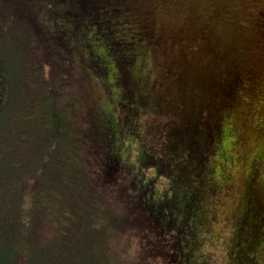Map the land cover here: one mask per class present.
Here are the masks:
<instances>
[{
    "label": "trees",
    "instance_id": "obj_1",
    "mask_svg": "<svg viewBox=\"0 0 264 264\" xmlns=\"http://www.w3.org/2000/svg\"><path fill=\"white\" fill-rule=\"evenodd\" d=\"M3 2L0 264H139L130 251V233L149 243V261L144 264L150 260L192 264L205 244L197 230L201 219L197 222V197L209 190L221 193L228 176L220 166L234 163L224 156L210 159L216 157L215 151H225L232 133L221 108L227 107L244 78L227 76V72L209 84L213 87L212 99L207 98L211 106L201 104L178 125H169L162 136L161 156L140 148L134 161L138 169H154L155 176L170 183L171 193L156 198L157 179L133 173L128 160L131 146L141 135L145 110L162 104L141 85L138 73L141 64H147L148 51L144 44L158 42L157 26L172 15L181 24L179 28L174 25L177 31L189 30L188 34L202 37L217 34L218 44L227 42L226 49L246 54L253 41L264 39V0H32L31 29L25 35L16 34L13 41L10 35L17 31L8 33L15 26L7 28L6 21L16 24L20 11L11 15ZM124 12L134 19H123ZM138 16L156 22L157 28L145 37L155 36L154 43L143 44L134 33ZM41 29L50 34L46 39L52 38L51 51L71 56L70 71L72 56L78 54L97 77H107L109 86L118 88L114 112L98 134L89 130L87 119L78 116L72 97L49 107L48 96L22 98L19 93L22 71L17 62L37 47V42H30L36 33L41 36ZM255 103L250 109L260 111L256 124L264 134V108ZM20 106L23 111L18 110ZM257 177L249 179V190L244 193L247 207L240 227L232 231L227 264H264V182L255 184Z\"/></svg>",
    "mask_w": 264,
    "mask_h": 264
},
{
    "label": "rangeland",
    "instance_id": "obj_2",
    "mask_svg": "<svg viewBox=\"0 0 264 264\" xmlns=\"http://www.w3.org/2000/svg\"><path fill=\"white\" fill-rule=\"evenodd\" d=\"M4 1L3 8L11 11V15L15 16V13L20 11L16 15V24L15 21H6L7 28L9 24L15 26L14 29L8 28V33L17 31L10 35V40L13 41L12 39L17 35H25L26 31L31 29L30 21L32 23L33 21L28 11L31 8L32 0ZM59 7L64 9V5H59ZM139 11L141 12V10ZM123 14L126 17L123 18L125 20L134 19L127 12ZM0 17L3 21L1 24H3L6 15L3 18ZM165 17L162 25L157 26L158 28L155 27L156 22L153 19L143 16H138L139 23L132 26V28L138 29L134 33L142 43H154L155 36L150 35L146 39L145 37L149 35L150 30L154 27L157 28L158 42L153 46L143 43L148 47L145 49L148 50L145 56L147 64H141L138 75L142 79L141 85H146L148 94H151L153 99L158 98L162 104L158 108L150 107L145 110L139 129L141 135L138 142L131 146L133 153L129 155L128 160L133 165V173H138L144 178L157 179L156 198L163 194H170V183L166 184L163 177L155 176L154 169L143 171L134 164L138 151L142 147L143 152L146 150L153 156L154 153L161 156L164 130L171 124L178 125V122L183 121L185 116L198 110L201 104L204 108L211 106H209L207 98L209 96L212 99L210 91L213 90V87L209 84L227 72L230 73L227 75L230 77L233 74H238L240 77L242 75L244 80L241 82V86L231 94V99L229 98V101L226 102L227 107L221 108L222 115L224 114L227 119L225 124L230 126L232 133L226 141L228 143L225 151L217 153L215 151L216 157L211 155L210 158L221 160V157L224 156L227 160H234L233 166H231V162L229 166H220V171L228 176L227 184L222 186L219 194L209 190L197 197V222L198 219H202L197 225V230L205 244L197 252L192 264H227V248L230 244L232 231L234 228L240 227V218L247 207L244 193L249 190V179L258 176L255 184L264 182V134L256 124L257 114L261 113L250 109L254 104L257 105L255 101L262 104L261 107L264 108V39L253 41L246 54L241 51L231 52L226 49L227 42L225 45L216 42L214 36L217 34L209 33L208 38L206 36L203 38L202 34L199 36L188 34L189 30L187 32H184L185 30L177 31L174 25L179 28L181 24L175 22L176 18L170 16L173 20L172 23ZM65 26L63 25V27ZM38 33L30 42L33 44L37 42V47L25 56H21L20 61L17 62L16 58L17 66L22 71L20 75L22 84L20 81L18 83L19 93L21 92L22 98L39 99L48 96L50 98L49 102L47 101L49 107L54 106L55 103L56 105L63 104L69 100V96L72 97L78 116L83 121V117L87 119L90 122L89 130L98 134L104 128L105 120L114 112L113 99L116 98L115 93L118 92V88L109 86L106 82L107 77H97L93 68L86 67L85 61L78 54L72 56L74 67L71 72L69 67L71 56L61 50L53 49L51 51L49 45L52 38L49 40L45 38L50 34L42 29V37ZM8 37L2 39L6 40ZM7 45L10 46L11 43ZM55 47L62 48L56 44ZM96 50L102 49L96 48ZM57 68L63 72H57ZM69 74L72 76L71 82L67 81L66 76ZM22 104L21 101L19 105ZM22 109V106L18 107V110L23 111ZM214 116L215 114L211 120L214 119ZM149 158L156 160V157L151 155ZM209 162L213 163V161ZM176 176L180 178L179 172ZM193 186L196 185L193 184ZM242 206L243 211L235 218ZM137 236L133 237V234L130 233V251L133 252V257L138 260L139 264H144L149 261V243L143 239L138 241ZM146 254L147 256H145ZM261 256L264 261V254L262 253ZM159 262L150 260V264H160Z\"/></svg>",
    "mask_w": 264,
    "mask_h": 264
}]
</instances>
